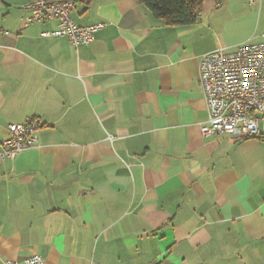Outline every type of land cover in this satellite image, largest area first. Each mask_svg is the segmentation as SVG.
<instances>
[{"label":"crops","instance_id":"obj_1","mask_svg":"<svg viewBox=\"0 0 264 264\" xmlns=\"http://www.w3.org/2000/svg\"><path fill=\"white\" fill-rule=\"evenodd\" d=\"M27 2L0 0V140L41 123L0 160V264H264V139L201 136L198 81L203 54L264 46V0H203L185 26L75 2L76 24H105L77 47L24 27Z\"/></svg>","mask_w":264,"mask_h":264},{"label":"built area","instance_id":"obj_2","mask_svg":"<svg viewBox=\"0 0 264 264\" xmlns=\"http://www.w3.org/2000/svg\"><path fill=\"white\" fill-rule=\"evenodd\" d=\"M254 2L256 0H249ZM29 14L23 26L55 21L56 28L42 32L43 37H65L75 47L89 44L104 23L78 25L71 18L73 0H28L24 6ZM198 81L206 106L207 118L200 125L203 137L226 135L232 140L264 139V46L243 43L232 52L213 50L198 62ZM41 127L36 117L9 124L8 137L0 140V160L15 157L38 142ZM32 254L22 261L7 260L5 264H42Z\"/></svg>","mask_w":264,"mask_h":264},{"label":"trees","instance_id":"obj_3","mask_svg":"<svg viewBox=\"0 0 264 264\" xmlns=\"http://www.w3.org/2000/svg\"><path fill=\"white\" fill-rule=\"evenodd\" d=\"M87 6L89 0H73ZM155 18L164 19L171 26H185L196 22L203 0H137ZM262 139V138H260Z\"/></svg>","mask_w":264,"mask_h":264}]
</instances>
